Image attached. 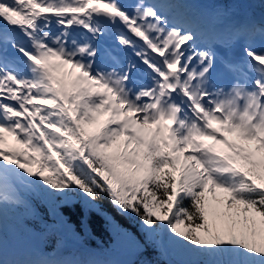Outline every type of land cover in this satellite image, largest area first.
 I'll list each match as a JSON object with an SVG mask.
<instances>
[{
  "label": "snow or ice",
  "instance_id": "1",
  "mask_svg": "<svg viewBox=\"0 0 264 264\" xmlns=\"http://www.w3.org/2000/svg\"><path fill=\"white\" fill-rule=\"evenodd\" d=\"M200 2L0 0V264L10 215L52 254L77 205L126 234L103 197L138 252L264 264V16ZM48 254L27 264H84Z\"/></svg>",
  "mask_w": 264,
  "mask_h": 264
},
{
  "label": "trees",
  "instance_id": "2",
  "mask_svg": "<svg viewBox=\"0 0 264 264\" xmlns=\"http://www.w3.org/2000/svg\"><path fill=\"white\" fill-rule=\"evenodd\" d=\"M214 3L217 9L221 8H232L239 6L247 8L249 0H209ZM16 146V145H15ZM100 209L103 213L111 219V221L122 230L123 233L118 238L106 225L105 219L97 215L96 213L89 214V227L91 229L90 234L85 236L83 231L79 227V216L82 215L79 205L76 206V212L72 215V222L76 224V229L80 232L83 237L82 241L78 244L71 245L63 249L58 254H52L50 249L52 241H49L47 246L43 245L42 242L34 237L28 236L22 231L23 222L18 221L11 216L10 220L6 224V241L12 243H24L30 242L38 252H48L47 257H55L56 255L62 258H70L77 261L84 262H96L102 264L104 258L109 255L122 256L135 254V262H141L143 260H150L153 264H168L169 261L175 264L176 261L181 259L178 255H169L168 257H160L157 252L152 248H147L145 252H138L135 247V241L143 243L144 237L139 230L138 218L121 215L108 201L107 197H103L97 201ZM134 262V263H135Z\"/></svg>",
  "mask_w": 264,
  "mask_h": 264
},
{
  "label": "rangeland",
  "instance_id": "3",
  "mask_svg": "<svg viewBox=\"0 0 264 264\" xmlns=\"http://www.w3.org/2000/svg\"><path fill=\"white\" fill-rule=\"evenodd\" d=\"M249 6L250 7L254 6L257 11L253 10L251 14H248V13L246 14L238 6H234L233 8H221V9H230L232 13H235V16L237 19H239L240 17H244L245 15H252L258 20L261 18V16H264V6L260 4L259 0H250ZM204 10H207V11L214 10L213 4L207 3V6L205 7ZM255 46L259 50L261 47H264V42L257 40ZM230 138L234 139V137H230ZM4 147L6 148L14 147L12 137L6 135V144L4 145ZM5 254H6V258L9 261L20 262V264H27L28 261L41 258V253L38 252L35 248H33L30 242H24V243L18 242L14 244L12 242L5 241ZM60 257L61 256L56 255L53 258L51 257H47V258L48 259H60ZM129 262H130V259L128 255H122V256L109 255V257L104 258V262L102 264H129ZM95 264L97 263L95 262ZM139 264H141V262Z\"/></svg>",
  "mask_w": 264,
  "mask_h": 264
},
{
  "label": "bare ground",
  "instance_id": "4",
  "mask_svg": "<svg viewBox=\"0 0 264 264\" xmlns=\"http://www.w3.org/2000/svg\"><path fill=\"white\" fill-rule=\"evenodd\" d=\"M233 16H235V13H233ZM234 18H236V16ZM131 254H134V253H131ZM131 254L129 255V259H130L129 264H139L140 262H137V263L135 262V258H134L135 257V254L133 255V257H131Z\"/></svg>",
  "mask_w": 264,
  "mask_h": 264
},
{
  "label": "water",
  "instance_id": "5",
  "mask_svg": "<svg viewBox=\"0 0 264 264\" xmlns=\"http://www.w3.org/2000/svg\"><path fill=\"white\" fill-rule=\"evenodd\" d=\"M134 254H131V257H133Z\"/></svg>",
  "mask_w": 264,
  "mask_h": 264
}]
</instances>
